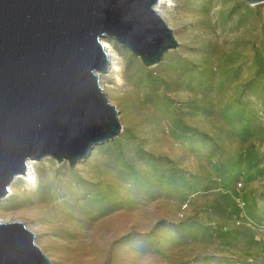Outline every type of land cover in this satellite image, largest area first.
Masks as SVG:
<instances>
[{
	"label": "rangeland",
	"instance_id": "1",
	"mask_svg": "<svg viewBox=\"0 0 264 264\" xmlns=\"http://www.w3.org/2000/svg\"><path fill=\"white\" fill-rule=\"evenodd\" d=\"M173 3L158 64L107 38L122 132L38 166L43 203L21 180L0 202L53 264H264V2Z\"/></svg>",
	"mask_w": 264,
	"mask_h": 264
},
{
	"label": "water",
	"instance_id": "2",
	"mask_svg": "<svg viewBox=\"0 0 264 264\" xmlns=\"http://www.w3.org/2000/svg\"><path fill=\"white\" fill-rule=\"evenodd\" d=\"M157 1L0 0V200L30 160L75 167L122 132L100 80L103 38L158 64L178 41ZM35 239L22 221H0V264H53Z\"/></svg>",
	"mask_w": 264,
	"mask_h": 264
},
{
	"label": "bare ground",
	"instance_id": "3",
	"mask_svg": "<svg viewBox=\"0 0 264 264\" xmlns=\"http://www.w3.org/2000/svg\"><path fill=\"white\" fill-rule=\"evenodd\" d=\"M173 4H174L173 0H158L157 4L155 6L158 13L167 21L168 24H169V18H170V12L169 11H170L171 7L173 6ZM107 38L108 37L103 38V43L105 44L106 51L108 52V57L110 60V66H109L108 71L105 72L104 75L110 76L113 78H118L123 73V64H122L123 59H122L118 49L114 45V43L111 41H108ZM111 39L116 41L114 38H111ZM226 64H224V65H226ZM119 80H120V78H119ZM103 88H104V86H103ZM104 90H105V88H104ZM47 158H49V157H45L44 159L38 160V161L30 160L26 173L24 175L19 174L13 180V182L9 186L8 193L2 198V200L10 198V196L14 193V189H15L14 187H15L16 183L19 180H21L25 183V189L30 191L29 194L34 195L36 193V201L38 202L40 199V202L43 203L44 198L37 199V193L39 192V190H40L39 188L41 186V175L38 171V166H42L43 164H45L47 161L46 160ZM35 190H36V192H34ZM62 194L64 196L66 195L65 193H62ZM57 195L61 196V193L57 192ZM71 197H73V196L72 195L65 196V198H67V199L71 198ZM67 199H65V200H67ZM2 200H0V202ZM0 221L6 222L1 217H0Z\"/></svg>",
	"mask_w": 264,
	"mask_h": 264
}]
</instances>
